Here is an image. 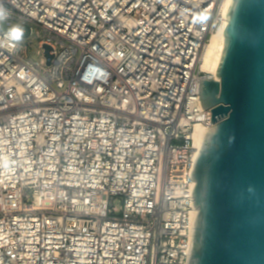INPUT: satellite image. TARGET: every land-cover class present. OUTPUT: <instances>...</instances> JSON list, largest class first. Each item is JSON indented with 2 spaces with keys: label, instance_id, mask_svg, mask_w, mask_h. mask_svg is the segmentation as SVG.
Wrapping results in <instances>:
<instances>
[{
  "label": "built area",
  "instance_id": "built-area-1",
  "mask_svg": "<svg viewBox=\"0 0 264 264\" xmlns=\"http://www.w3.org/2000/svg\"><path fill=\"white\" fill-rule=\"evenodd\" d=\"M0 3V264H187L225 0Z\"/></svg>",
  "mask_w": 264,
  "mask_h": 264
},
{
  "label": "water",
  "instance_id": "water-1",
  "mask_svg": "<svg viewBox=\"0 0 264 264\" xmlns=\"http://www.w3.org/2000/svg\"><path fill=\"white\" fill-rule=\"evenodd\" d=\"M225 17L219 78L199 87L214 125L192 169L187 264H264V0H231Z\"/></svg>",
  "mask_w": 264,
  "mask_h": 264
},
{
  "label": "bare ground",
  "instance_id": "bare-ground-1",
  "mask_svg": "<svg viewBox=\"0 0 264 264\" xmlns=\"http://www.w3.org/2000/svg\"><path fill=\"white\" fill-rule=\"evenodd\" d=\"M231 0H225L224 3V13L226 15L227 9L230 5ZM227 18L224 22L220 25L217 31L211 36L210 43L208 44L204 54H203V61L201 64V72L211 79L219 78L217 76V70L219 68L220 62L222 60L223 51L225 49L226 37L224 36L225 29L227 26ZM206 129H209L204 124L198 123L194 128V141L195 147L197 149V153L203 144V133ZM194 212H197L195 209ZM194 216V214H193Z\"/></svg>",
  "mask_w": 264,
  "mask_h": 264
},
{
  "label": "rangeland",
  "instance_id": "rangeland-1",
  "mask_svg": "<svg viewBox=\"0 0 264 264\" xmlns=\"http://www.w3.org/2000/svg\"><path fill=\"white\" fill-rule=\"evenodd\" d=\"M20 41L23 42L24 44H26L27 41L32 42V44L27 49V54L32 60L38 61L41 58V56H44V48L39 46V42L36 38L34 37L22 38ZM117 205L120 204L117 203Z\"/></svg>",
  "mask_w": 264,
  "mask_h": 264
},
{
  "label": "clouds",
  "instance_id": "clouds-1",
  "mask_svg": "<svg viewBox=\"0 0 264 264\" xmlns=\"http://www.w3.org/2000/svg\"><path fill=\"white\" fill-rule=\"evenodd\" d=\"M7 15V10L3 7V4L0 3V20L5 19ZM9 37L13 41H20L23 37V28L19 24L12 26L8 31Z\"/></svg>",
  "mask_w": 264,
  "mask_h": 264
}]
</instances>
